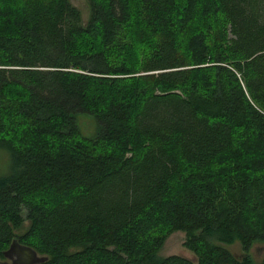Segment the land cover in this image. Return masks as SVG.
Here are the masks:
<instances>
[{
	"label": "trees",
	"instance_id": "obj_1",
	"mask_svg": "<svg viewBox=\"0 0 264 264\" xmlns=\"http://www.w3.org/2000/svg\"><path fill=\"white\" fill-rule=\"evenodd\" d=\"M86 1L0 0V259L264 264L261 2Z\"/></svg>",
	"mask_w": 264,
	"mask_h": 264
},
{
	"label": "rangeland",
	"instance_id": "obj_2",
	"mask_svg": "<svg viewBox=\"0 0 264 264\" xmlns=\"http://www.w3.org/2000/svg\"><path fill=\"white\" fill-rule=\"evenodd\" d=\"M261 2V13L264 17V0H259ZM71 3L78 7L82 12L83 20H86L88 16V4L86 0H71ZM77 123L86 136H91L95 131V119L93 116L85 113H79L76 116ZM8 161L7 153L0 151V173L4 170ZM185 240V235L181 231H176L172 233L164 242L162 248L158 251L160 256L169 255H181L195 260V255L192 251L186 249L183 246ZM231 253L237 258L242 256V251L239 243H234L227 246ZM250 253L256 262H260L264 256V244L256 243L252 246Z\"/></svg>",
	"mask_w": 264,
	"mask_h": 264
},
{
	"label": "water",
	"instance_id": "obj_3",
	"mask_svg": "<svg viewBox=\"0 0 264 264\" xmlns=\"http://www.w3.org/2000/svg\"><path fill=\"white\" fill-rule=\"evenodd\" d=\"M71 1V0H70ZM3 259L0 264H39L47 259L29 245L20 243L16 238L3 251Z\"/></svg>",
	"mask_w": 264,
	"mask_h": 264
}]
</instances>
